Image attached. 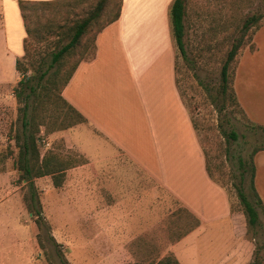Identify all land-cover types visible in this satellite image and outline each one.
<instances>
[{
    "label": "crops",
    "instance_id": "crops-1",
    "mask_svg": "<svg viewBox=\"0 0 264 264\" xmlns=\"http://www.w3.org/2000/svg\"><path fill=\"white\" fill-rule=\"evenodd\" d=\"M18 1L0 0V89H11L20 78L15 61L23 55L25 31ZM133 2L153 3L168 14L173 0H121L117 21L97 34L93 57L79 63L62 91L86 122L52 135L84 162L66 170L54 189L68 190L66 210L75 212L71 219L97 221L104 242L132 236L133 243L148 241L156 213L168 210L164 197L171 198L192 226L166 253L179 264H246L250 243L241 236L244 219L231 213L225 191L209 178L176 87L167 17L162 39L155 43L147 31L156 28H146L147 43L139 45L143 30H133ZM252 42L254 50L237 57L232 89L248 122L264 128V24ZM78 130L76 142L72 137ZM253 164L254 187L257 183L258 195L263 194L264 150L254 155ZM208 242L223 246L207 247Z\"/></svg>",
    "mask_w": 264,
    "mask_h": 264
},
{
    "label": "rangeland",
    "instance_id": "rangeland-1",
    "mask_svg": "<svg viewBox=\"0 0 264 264\" xmlns=\"http://www.w3.org/2000/svg\"><path fill=\"white\" fill-rule=\"evenodd\" d=\"M58 2L60 3L52 4L55 5L52 7L28 11V14H37L39 17L37 28L39 33L42 35L43 32L45 36L43 42L27 44L29 56L27 64L29 60L32 61L33 68L42 61V67L46 68L50 63L49 53L67 42V39H59L57 28L54 29V35L47 36L48 29L44 26H70L73 21L83 16L90 4H93V0L81 3H75L74 0H58ZM113 2L116 3L117 0ZM129 10L128 5L124 19L126 29L131 24ZM263 10L264 0H188L184 19L185 57L179 53L171 37L175 49L176 87L203 153L207 174L225 191L231 213L240 215L244 219L241 236L243 235L242 237L250 243L248 251L250 258L246 264L252 260L254 245L260 244L264 239V210L255 207L259 226L247 232L242 207L236 196V189L240 186L238 160L248 162L253 149L264 144V133L253 128L245 119L229 91L224 97L220 96V70L233 37L237 35L236 32L243 21L253 14L262 13ZM113 11L112 4L105 10L104 19ZM165 18L166 28L171 36L168 14H161V9L155 7L153 3L133 2V30H143L139 45L147 43V41L143 42V39L147 38L146 28H156L155 31H147L153 33L155 43L162 39L161 35L165 34L163 28ZM44 23L46 24L43 26ZM263 24L264 19L261 21V26ZM97 29L98 25L89 28L81 44L74 51L71 61L78 57L87 58L92 54V38ZM250 44L251 42L246 44L245 48H241L239 54L247 50ZM234 65L235 60L229 65V73L232 72ZM32 73L37 77L36 71ZM14 86L9 90L0 89V264H153L170 255L171 253H166L169 245L192 226L187 213L181 209L176 210L177 206L171 198L170 201L164 197L163 207H167L168 210L163 209L164 211L156 213L159 218L155 216L152 235L146 242L133 243V236L123 241L118 237L116 242H104L102 238L106 237H103L99 231L97 221L84 220L81 217L76 221L71 219L70 216L75 212L66 210L69 197L65 192L68 190L54 189L50 177L33 180L41 204L42 221L29 213L28 203L25 202V198L29 201L28 188L19 179V173L14 166L18 152L14 137L20 127L17 121V104L12 93ZM46 110L47 127H49L54 116L53 111H59L53 99L47 102ZM78 133L79 130L75 131L72 137L76 142L80 139L77 137ZM53 134L48 135L45 127L41 128L37 140L40 154L53 150L61 157L74 158L77 155L81 157L75 150L67 148L62 139L53 138ZM256 165L260 163L256 162ZM259 174L256 172V182H259ZM257 187L256 183L254 189L258 195ZM242 188L248 200L254 204L255 199L249 187L248 166ZM258 197L264 202V193L259 194ZM77 213L79 216L82 214V212ZM50 235L54 242L49 239ZM221 245L216 242L207 243V247ZM58 252H61L62 258L58 257ZM133 255L136 256L133 258ZM162 255L164 256L161 257Z\"/></svg>",
    "mask_w": 264,
    "mask_h": 264
},
{
    "label": "trees",
    "instance_id": "trees-1",
    "mask_svg": "<svg viewBox=\"0 0 264 264\" xmlns=\"http://www.w3.org/2000/svg\"><path fill=\"white\" fill-rule=\"evenodd\" d=\"M86 1L88 0H74L75 3ZM187 1L188 0H173L168 12L171 37L177 50L183 57H185L183 38L185 34L184 19L186 16ZM57 3L60 2H58V0L18 1V9L25 31V38L23 39V55L15 61V70L20 78L12 90L17 104V121L20 123V127L16 131L14 137L16 148L18 149L14 166L19 173V179L23 181L28 188L29 201H26L25 198V202L28 203L27 209L29 213L35 216L39 221H42L41 204L33 180L41 177H50L53 188H59L64 181L65 171L80 165L84 162V159L78 155L74 158L71 156L61 157L53 150H48L44 152V154H40L37 145L38 135L43 127H45L46 134L50 135L86 122L85 118L65 101L62 97V91L71 79L79 63L93 57L94 42L97 34L108 25L117 21L120 16L121 8V0H117L116 3H114L113 0H93V4H90L86 12L84 11L85 13L83 16L73 21L70 26L52 27L44 26L46 24L44 23L43 26L48 29V31L45 30L47 36L48 34L54 35V29L57 28L59 31L57 32L58 37H60L59 39H67V42L56 47L54 51L49 53L50 63L46 68L42 67L43 61L42 63L39 62L36 68H33L32 61L29 60L27 64L29 57L27 53V44L32 42H43L45 36L43 32L41 35L37 28L39 23L37 14H28V11L32 9L42 10L55 6L52 4ZM112 4L114 6L113 13L104 19L105 10ZM101 19H103L102 23H100ZM263 19L264 10L262 13L253 14L243 21L239 30L236 32L237 35L233 37L230 49L226 54V60L221 66L219 94L221 97H224L226 92L229 91L231 98L238 107L239 105L232 89V79L237 60L236 56L246 44H249V42H251V44L247 46L248 50H254L252 38L255 32L261 27V21ZM92 25H98V29L92 38V54L87 58L78 57L76 60L71 61L74 51L79 47L82 38ZM249 33H251V35H249ZM234 60L235 65L232 72L229 73V65L233 63ZM32 71L38 73L37 77L34 76L36 74H33ZM29 72H31V74H28ZM51 99L55 101L59 111H53L54 116L49 127H47L46 104ZM251 125L253 128L264 133L263 127L254 124ZM232 137H234L233 134ZM263 150L264 144L253 149L248 162H244L241 159L238 160L240 186L236 189V196L242 207V214L245 218L247 232H251L259 226L258 213L255 207L257 206L264 210V203L258 197L253 183V157L257 152ZM247 166L249 172V187L255 199L254 204L248 200L242 188ZM43 224L46 225L45 223ZM49 239L54 242L51 235ZM57 254L59 258L63 257L61 252ZM153 264H179V262L170 254ZM249 264H264V239L260 244L254 245L252 260Z\"/></svg>",
    "mask_w": 264,
    "mask_h": 264
}]
</instances>
